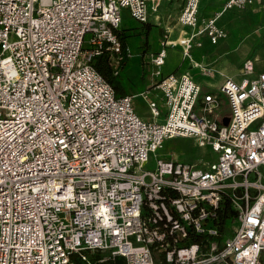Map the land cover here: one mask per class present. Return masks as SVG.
I'll list each match as a JSON object with an SVG mask.
<instances>
[{"label":"built area","instance_id":"2783aa9c","mask_svg":"<svg viewBox=\"0 0 264 264\" xmlns=\"http://www.w3.org/2000/svg\"><path fill=\"white\" fill-rule=\"evenodd\" d=\"M254 1L202 18L200 0H186L178 23L192 30L170 41L166 28L153 64L170 45L192 60L202 37L218 44L219 16ZM148 2L0 0V264H96L90 254L105 252L126 264H264V72L251 77L248 59L241 80L209 91L188 73L161 76L164 110L142 92L144 118L94 62L105 55L122 74L123 10L147 23ZM175 137L210 158L157 155Z\"/></svg>","mask_w":264,"mask_h":264},{"label":"crops","instance_id":"0c3cea01","mask_svg":"<svg viewBox=\"0 0 264 264\" xmlns=\"http://www.w3.org/2000/svg\"><path fill=\"white\" fill-rule=\"evenodd\" d=\"M167 1L169 0H160L159 5L155 7V10L153 7L156 5V1L149 0L148 2L150 17L147 23L152 25V29L147 37V44L145 43V36L142 40V34H140L141 28L147 23H141L131 18L129 10L127 9L123 10V12L129 14L130 22L125 24L122 21L121 28V30H127L126 34L129 35L127 40L131 52L129 60L123 68L121 75L125 76V74H131L135 77L133 82L131 78L129 81H124L130 91V95H133L135 98L140 96L142 92L149 91L151 95L150 99L157 100L163 110L164 104L162 102V94L156 86L161 76L168 74L172 75V73H188L198 84H200L204 91L215 90L221 86L228 77L235 80H241L244 77V74L240 76L241 74L238 73L239 70L234 72L232 71V67L229 69L230 66H232L231 64L238 66L239 62H237V58L239 59L243 53L242 49L239 47L241 40H245V42L251 40L255 43L261 38L264 39V0H255L253 4L245 9L226 10L221 16H219L217 22L225 29V26L230 24L233 27V30L230 32L226 29L228 36L218 44H212L208 38L202 37L203 47H194L192 49V60L185 58L182 50L183 47L180 45L168 46V54L164 65L167 64L168 57L171 58L170 61L172 64H170L164 73L157 75L159 68L153 64V58L163 47V42L166 40L167 36L166 28L171 30L170 34H168L170 41H177L181 36H184L185 31L190 32L192 30L191 28L184 27L177 22L179 16L177 17L175 24L170 21L172 18L171 15L169 17L170 20L166 21V16H169V13L164 12L165 9H163L162 3ZM225 2L226 0H200V16L202 18L213 17L216 12L222 10ZM170 3L172 2H167V5ZM251 18H256L260 25L258 29L253 32L248 30ZM135 29H137L136 31L140 30V33L133 34ZM136 42H139V46L134 50L132 48V43L135 44ZM244 48L246 49V47ZM261 55L263 54L259 52L253 56L252 60L255 63V70L251 75L253 78L259 73L264 72V68L261 69L257 65V63L264 61V58H262ZM136 66H138V69H135ZM150 69L151 72H149ZM131 86L134 88L136 86L135 90L132 91ZM140 86H144L145 89L138 90V87ZM143 100L146 101L144 98ZM135 109L144 118L152 119V114L149 116L143 115L139 109L137 110L136 107Z\"/></svg>","mask_w":264,"mask_h":264},{"label":"rangeland","instance_id":"374dc122","mask_svg":"<svg viewBox=\"0 0 264 264\" xmlns=\"http://www.w3.org/2000/svg\"><path fill=\"white\" fill-rule=\"evenodd\" d=\"M185 1L186 0H170V1H167V2H172L169 5H167V2L162 3L163 9H165L164 12L169 13V16H166V21L170 20L169 17L171 15L172 18L170 21H171V23L175 24L177 17L180 15V13H181L184 5H185ZM123 18H124L123 22L125 24H128L130 22V19H129L130 16L127 12L124 13ZM259 26L260 25L257 22V19L251 18L248 30L250 32L256 31ZM225 27L230 32L233 30V27L230 24H228ZM136 30L137 29H135L133 31V34L140 33V30L139 31H136ZM143 31H144V27L141 28V32H143ZM141 38H142V40L144 39L143 34L141 35ZM132 46H133L132 48L134 50H135V48L137 49V47L139 46V42H136L135 44L132 43ZM239 47H240V49H242L243 53L239 57V59L237 58V60H238L237 62H239L238 66L231 64L232 66H230L229 69H231V67H232L233 68L232 71H234V72L239 70L238 73H240L241 74L240 76H242L243 75V66H244V62L246 60L253 59V56L259 52L264 55V39L261 38L260 40L256 41L255 43H253V41H251V40H247L246 42H245V40H241ZM244 47H246V49ZM134 53H135V51H134ZM263 55H261L262 58H264ZM170 60H171V58L168 57L167 58V64L159 68L160 73H164V71L170 66V64H172ZM257 65L259 66V68L263 69L264 68V61L257 63ZM135 69H138V66H136ZM149 72H151V69L149 70ZM130 78L133 82L135 77L131 74L130 75L125 74V76H123L122 79L126 82V81H129ZM135 88H136V86H135ZM135 88L133 86H131L132 91L135 90ZM143 89H145L144 86L138 87V90H143ZM134 104H135V107L137 108V110L139 109L143 115H147V116L151 115V111H150V107H149L148 102L144 101L141 96H137L134 98ZM157 155L164 157V158L172 157L173 159H176L179 161H186V162H197L200 159L202 160V158L203 159H209L211 156L210 150L208 148H203L201 146L195 145L193 142V139L187 138V137H175V138L166 139L164 142V146L158 150ZM151 161L152 162H149L146 165V168H148V169H154L155 168V158H153ZM95 256H98L100 259H104V261H105L109 257V253L105 252V253H92V254H90V257L93 261H95V259H94ZM101 262H103V261H101Z\"/></svg>","mask_w":264,"mask_h":264},{"label":"trees","instance_id":"16d2710c","mask_svg":"<svg viewBox=\"0 0 264 264\" xmlns=\"http://www.w3.org/2000/svg\"><path fill=\"white\" fill-rule=\"evenodd\" d=\"M144 26V31L141 32L140 34H143L145 36L146 39V44H147V37L152 29V25L147 23ZM126 29L120 30L118 31V35L122 41L123 44V48L124 50H126L127 48H129L128 45V37L129 35L126 34ZM129 60V56H127V54H124V59L122 60L123 62H121L122 67L124 68L125 65L127 64ZM94 65L96 66L97 70L104 76L106 77V79L111 83V85L114 87V89L116 90V93L118 94V96H126V95H130V91L128 89V87L126 86L123 78V75H118L115 76L111 63L108 59L107 56L105 55H101L99 56L95 62ZM75 259V264H84L81 260H79V258H76L75 256L72 257ZM95 261L96 264H126L125 258L118 256V257H110L109 259L100 262V258L98 256H95Z\"/></svg>","mask_w":264,"mask_h":264},{"label":"water","instance_id":"95a60500","mask_svg":"<svg viewBox=\"0 0 264 264\" xmlns=\"http://www.w3.org/2000/svg\"><path fill=\"white\" fill-rule=\"evenodd\" d=\"M228 123H229V119L226 118V119L224 120V124H225V125H228Z\"/></svg>","mask_w":264,"mask_h":264}]
</instances>
